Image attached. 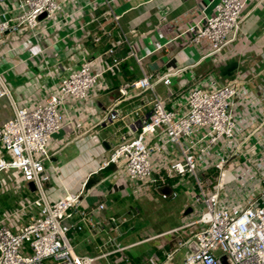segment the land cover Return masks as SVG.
I'll list each match as a JSON object with an SVG mask.
<instances>
[{"label":"built area","instance_id":"1","mask_svg":"<svg viewBox=\"0 0 264 264\" xmlns=\"http://www.w3.org/2000/svg\"><path fill=\"white\" fill-rule=\"evenodd\" d=\"M118 1L0 0V37L18 35L40 46L37 55L44 63L46 37L70 27L87 8L93 12L103 6L102 16L111 25L94 18L98 33L92 41L100 44L106 39V49L93 58L82 52L77 66L65 74L46 62L36 76L38 94L24 102L15 99L6 71L0 69V99L11 111L0 124V173H10L23 188L32 183L35 198L29 206L38 209L37 217L22 225L10 220L15 213H0V264H93L125 249L117 246L97 256L76 255L69 234L107 233L118 228L120 219L104 215V202L81 208L80 193L64 187L63 196L50 202L44 188L52 176L59 179L47 147L65 124L66 102L83 106L108 89L107 75L119 72L122 59L116 51L128 40L114 11ZM244 5V0H208L186 30L189 42L205 39L208 56L222 53L238 38ZM149 54L138 56L129 49L127 57L142 69ZM180 71L142 72L139 79L119 83V99L98 124L125 123L131 136L111 150L100 169L114 165L123 170L135 200H174L185 185L182 212L189 210L184 216L193 220L173 231L189 227L193 231L155 264H264V117L246 133L240 131L234 84L201 81L174 97L171 79ZM157 83L166 87V98L156 92ZM130 92L141 100L134 108L123 106L132 98ZM23 211L20 207L16 213ZM181 249V259L176 261Z\"/></svg>","mask_w":264,"mask_h":264},{"label":"crops","instance_id":"2","mask_svg":"<svg viewBox=\"0 0 264 264\" xmlns=\"http://www.w3.org/2000/svg\"><path fill=\"white\" fill-rule=\"evenodd\" d=\"M244 1V20L237 40L214 56H208L207 40L193 44L186 33L208 0H120L115 4L114 11L120 15V29L128 40V44L116 51L122 59L120 69L116 76H106L108 89L88 103L79 107L72 101L66 102L65 124L53 135L47 147L59 176V179L52 176L44 185L50 202L63 196L64 187L70 193H80L81 208H94L104 202L106 216L137 209L138 200L131 196L123 170L114 165L100 169L111 150L131 136L127 124L98 123L119 99L116 92L119 83L139 79L142 72L156 75L181 70L171 79L173 93L180 86L201 81L216 86L234 84L238 89L236 114L240 131L246 133L259 123L264 117V0ZM103 9L100 5L93 12L87 8V13L73 20L70 27L65 26L46 37L42 44L48 47L46 62L58 74H65L77 66L82 52L93 58L106 49V39L100 44L92 41L98 33V22L111 27L109 19L102 16ZM2 10L0 5V15ZM94 18H98V22L92 21ZM112 38L117 39L116 30H113ZM24 41L18 35L0 37V50L19 42L20 49L14 56L0 57V69L6 71L5 77L20 103L38 94L36 76L46 63L37 55L40 46ZM157 47L160 48L154 51ZM129 49L138 56L150 53L142 62V69L133 58L127 57ZM155 90L161 97H167V89L161 83L156 84ZM130 96L132 98L123 103L124 107L140 105L141 100L134 98V92H130ZM89 179L91 184L85 187ZM184 189L185 185L179 189L182 208L186 202ZM85 232L79 233L77 238L90 246L93 236Z\"/></svg>","mask_w":264,"mask_h":264},{"label":"rangeland","instance_id":"3","mask_svg":"<svg viewBox=\"0 0 264 264\" xmlns=\"http://www.w3.org/2000/svg\"><path fill=\"white\" fill-rule=\"evenodd\" d=\"M19 42L15 46L10 44L7 49L0 50V57L14 56L20 49ZM193 85V83H189L180 86L179 90L174 93V97L185 93ZM9 115L10 109L7 102L0 99V124ZM54 165L57 169L55 163ZM56 171L58 174V170ZM27 198L28 195L18 179L10 173H0V213H15L10 217V220L18 225L31 221L37 217L38 209L29 206L30 200ZM181 201V196L169 201L138 200L136 201V210L130 208L123 214L115 215L120 219L118 228L109 230L107 233L93 232V235L90 233L93 236L91 237L93 243L90 246L88 243L80 241L77 238L78 234H69L73 251L76 255L97 256L119 246L125 247V249L120 253L107 256L106 259L99 258L93 264H155L162 259L164 253L179 247V244L191 236L192 227L173 231L183 225L182 223L193 220L190 217H185L181 212ZM20 207H23L24 211L16 213ZM182 251L181 249L176 255V261L181 259Z\"/></svg>","mask_w":264,"mask_h":264},{"label":"trees","instance_id":"4","mask_svg":"<svg viewBox=\"0 0 264 264\" xmlns=\"http://www.w3.org/2000/svg\"><path fill=\"white\" fill-rule=\"evenodd\" d=\"M90 184H91V180L89 179L87 182H86V184H85V187H88V186H90ZM25 189V192L27 193V195H28V200H30V201H32L35 197H34V194L33 193H31V192H29L26 188H24Z\"/></svg>","mask_w":264,"mask_h":264},{"label":"water","instance_id":"5","mask_svg":"<svg viewBox=\"0 0 264 264\" xmlns=\"http://www.w3.org/2000/svg\"><path fill=\"white\" fill-rule=\"evenodd\" d=\"M26 188H27V190L29 191V192H34V186H33V184L32 183H27L26 184ZM189 213V210H187L184 214L186 215V214H188Z\"/></svg>","mask_w":264,"mask_h":264}]
</instances>
